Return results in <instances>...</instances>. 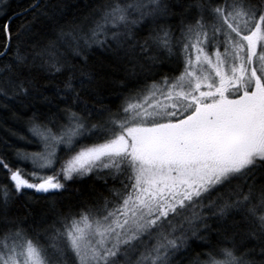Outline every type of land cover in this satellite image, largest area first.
Instances as JSON below:
<instances>
[{"label":"snow or ice","instance_id":"6c2138e0","mask_svg":"<svg viewBox=\"0 0 264 264\" xmlns=\"http://www.w3.org/2000/svg\"><path fill=\"white\" fill-rule=\"evenodd\" d=\"M75 7L0 0V264H264V0Z\"/></svg>","mask_w":264,"mask_h":264},{"label":"trees","instance_id":"16d2710c","mask_svg":"<svg viewBox=\"0 0 264 264\" xmlns=\"http://www.w3.org/2000/svg\"><path fill=\"white\" fill-rule=\"evenodd\" d=\"M29 0H10V8L12 10H19L21 6H25ZM66 3L69 5H76L74 9H69L70 15H75L79 16L80 14L84 13L87 11V9L94 3V0H66ZM3 13L0 12V16H2ZM3 19H0V23H3ZM20 23V20L14 19L12 22V27L15 29V27ZM53 84L55 81L52 82ZM11 127L17 131L21 136L28 137L30 140H35L34 137L31 136V134L28 132V129L26 126H24L22 123H17L14 121H9L8 122ZM0 135H5V133H0ZM13 139L14 143H17V146L21 148H25L29 151H35L38 150V146L36 143H26L23 140H16L15 138H10ZM64 159H67V157H64ZM70 187L72 189H79L80 190V195L78 199H89L92 197L94 192L100 191L99 184L95 182V179H89L85 178L83 181H78L75 184H71ZM39 207V205H37Z\"/></svg>","mask_w":264,"mask_h":264},{"label":"rangeland","instance_id":"374dc122","mask_svg":"<svg viewBox=\"0 0 264 264\" xmlns=\"http://www.w3.org/2000/svg\"><path fill=\"white\" fill-rule=\"evenodd\" d=\"M94 178V177H93ZM95 179V178H94Z\"/></svg>","mask_w":264,"mask_h":264}]
</instances>
